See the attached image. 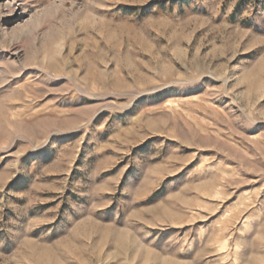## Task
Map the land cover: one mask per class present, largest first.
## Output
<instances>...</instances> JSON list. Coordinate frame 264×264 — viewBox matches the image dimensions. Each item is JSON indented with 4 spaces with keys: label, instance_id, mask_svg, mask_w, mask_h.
<instances>
[{
    "label": "rangeland",
    "instance_id": "1",
    "mask_svg": "<svg viewBox=\"0 0 264 264\" xmlns=\"http://www.w3.org/2000/svg\"><path fill=\"white\" fill-rule=\"evenodd\" d=\"M0 264H264V0H0Z\"/></svg>",
    "mask_w": 264,
    "mask_h": 264
}]
</instances>
